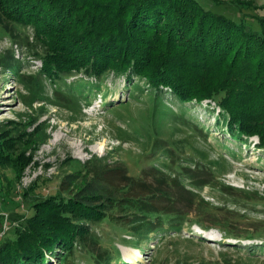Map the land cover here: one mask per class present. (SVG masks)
I'll return each instance as SVG.
<instances>
[{"label": "rangeland", "instance_id": "374dc122", "mask_svg": "<svg viewBox=\"0 0 264 264\" xmlns=\"http://www.w3.org/2000/svg\"><path fill=\"white\" fill-rule=\"evenodd\" d=\"M201 1L259 29L256 16L263 13L264 0ZM35 41L32 28L11 26L8 32L0 26V148L11 144L10 151H17L13 159L23 164L20 174L0 165V244L16 237L15 229L33 215L34 203L51 202L68 174L97 158L150 182L154 169H160L173 179L172 186L174 180L186 186L171 189L175 198L168 212L185 222L173 231L133 236L129 227L114 222L88 224L100 248L119 256L111 264H264V148L258 147V137H232L215 102L182 103L146 78L81 73L54 82L42 75L38 55L44 49ZM244 112L264 119L255 108ZM45 133L47 140L37 141ZM191 158L198 164H188ZM172 161L168 173L163 171ZM223 185L235 188L233 193L222 192ZM190 190L194 201L203 200L200 206L192 205ZM197 220L210 226L229 222L241 235L251 232L261 239L223 242L221 229L204 230ZM58 251H44L47 264H93L85 250L68 261Z\"/></svg>", "mask_w": 264, "mask_h": 264}, {"label": "trees", "instance_id": "16d2710c", "mask_svg": "<svg viewBox=\"0 0 264 264\" xmlns=\"http://www.w3.org/2000/svg\"><path fill=\"white\" fill-rule=\"evenodd\" d=\"M259 10V29L253 30L201 0H0V26L8 32L11 26L32 28L44 49L38 55L42 75L54 82L81 73L99 79L110 73L128 81L146 78L156 90L170 89L182 103L215 102L232 137H258V147L264 148V119L256 112L244 114L247 108L264 113V7ZM47 138L45 133L37 141ZM10 146L0 148V165L20 174L23 164L13 159L17 151ZM191 159L188 164H198ZM163 165L168 173L175 162L166 169ZM172 182L160 169H154L150 182L106 160L88 161L66 176L51 202L33 204V215L15 229L16 237L0 244V264H47L44 251L59 255V249L65 261L85 250L93 264L118 262L109 248H100L88 224L114 222L129 227L133 236L173 231L185 222L168 212L175 198L171 189L186 186ZM232 189L223 185L221 191L231 195ZM188 194L192 205H201L193 191ZM196 223L204 230L221 229L229 240L261 239L251 232L241 235L229 222Z\"/></svg>", "mask_w": 264, "mask_h": 264}, {"label": "bare ground", "instance_id": "6f19581e", "mask_svg": "<svg viewBox=\"0 0 264 264\" xmlns=\"http://www.w3.org/2000/svg\"><path fill=\"white\" fill-rule=\"evenodd\" d=\"M132 263L135 264L136 262L132 260Z\"/></svg>", "mask_w": 264, "mask_h": 264}]
</instances>
